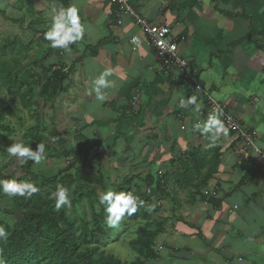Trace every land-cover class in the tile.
<instances>
[{
  "label": "crops",
  "instance_id": "1",
  "mask_svg": "<svg viewBox=\"0 0 264 264\" xmlns=\"http://www.w3.org/2000/svg\"><path fill=\"white\" fill-rule=\"evenodd\" d=\"M116 1L0 0V25L41 30L47 60L68 75L48 109L57 111L54 132L82 161L79 168L99 158L104 171L122 179V173L131 175V184L140 181L146 190L156 188L150 180L165 179L158 204L171 206L161 218L168 222L161 232L166 239L162 246L156 241L157 256L145 264H264V156L240 153L244 145L229 131L213 144L212 133L195 128L209 117L205 97L194 94L177 70H159L138 26L127 16L118 25L109 15ZM129 1L150 24L171 29L207 92L255 133L264 154V0ZM73 4L82 37L67 50L54 48L45 33L53 15ZM134 38L143 44L135 45ZM106 70L115 87L102 89L107 98L101 102L92 89ZM192 96L199 111L195 104L180 106ZM213 149L219 150L215 166ZM194 153L206 155V167L187 186L182 164Z\"/></svg>",
  "mask_w": 264,
  "mask_h": 264
},
{
  "label": "rangeland",
  "instance_id": "2",
  "mask_svg": "<svg viewBox=\"0 0 264 264\" xmlns=\"http://www.w3.org/2000/svg\"><path fill=\"white\" fill-rule=\"evenodd\" d=\"M10 15L12 17H17L14 11H11ZM6 24L7 26L0 25V62L4 61L13 64L15 60L19 61V69L14 73V78H20L22 85L18 90V94L14 95L10 92L12 88L11 85H5L6 81L4 79L0 80V89L2 90L0 94V107L3 109L7 106L11 107L10 101H13L15 103L14 110L18 112L16 115L19 116L18 118L13 112H9L1 121L4 128L0 130V133L6 140H0V175L8 177V180H16L17 182H35L37 186L43 189L47 202L54 207L56 215L63 221L64 225L71 232L74 242L78 245V250L75 254L66 250V263L63 264H87L79 255L90 253L96 246L94 244H89V241L85 240L83 236V224L87 222L91 228H93L91 218L92 211L95 210L96 213H101L102 208H106V206H103L97 198H89L86 194L93 192L101 199L102 195L107 191L111 190L117 192V189L121 186V191H130L140 197V194L147 192V190L144 188L142 189L143 186L140 181L138 184H133L139 187L138 189H136L135 186L132 187L131 183L127 184L132 177L131 175L128 176L122 173L123 175L121 176L124 177L122 179V177H116V174L108 169L104 171L103 166L100 165L101 160L99 158H91L89 160L90 166L87 168L84 167V169L78 167L82 161H78V165L72 166L75 164H72L69 158H75L77 155H65L64 152H68V146H66L67 142L62 139L58 141L59 138L53 134L54 130L60 124H56L58 118L57 111L48 109L52 107V102L49 101L51 99L46 98V100L43 101L40 97L42 86L34 84L33 79L29 77L25 79L19 75L20 72L23 71L37 72V66L41 63H45V66H51V62L45 60L47 46L42 42V35L39 33L42 31H38V28L35 29V27L34 32L27 29L23 30L18 25L8 21H6ZM31 36L37 37L38 39L33 38L32 41H34V43L29 47L28 42L31 40ZM2 48L6 49L4 54L1 52ZM56 68H58V66H56ZM49 79L50 76L46 73L41 79L36 78V80L41 83H46ZM28 89H32V91H30L31 93H29L26 100L32 99L38 104L33 103L29 106L23 105L22 94ZM59 96L60 94L58 97ZM57 99L58 98H56V100ZM54 123L57 125L56 127L52 126ZM36 126H40L41 129L37 130V132H33ZM60 129H63V127ZM21 142L32 147L34 150L38 143H43L45 145V152L39 163L25 158L26 162L20 164L17 157L9 154L7 151L8 148L13 144ZM81 157L84 158L83 155H81ZM99 166L102 167L99 169L95 168ZM100 173L103 174L102 185L95 182V180H100V177H98ZM65 178L66 181L63 182ZM72 179L74 180L73 182ZM67 181H70V183L68 184ZM57 185H64L71 189V195L69 197L71 201L70 208L64 205L59 210L56 209L55 199L51 197L52 193L56 191ZM75 188H80L83 194V197L76 198L77 201H73V193L80 194V192H77ZM168 191L172 197L171 189H168ZM141 200L143 199L140 198V201ZM160 206L161 205H157L154 202H150L148 205L139 203L136 215H128L126 213L116 226L111 227L114 230L112 237L95 256L96 258L102 259L100 263L103 264L104 258L108 256L114 257V260H118L121 264L130 263L141 258L138 256V248H133L132 242L146 241L147 237L141 230L157 229L154 223L161 222L162 227L167 225L168 222L162 221L161 218L168 216V214L165 213H168L171 206H163L161 208ZM28 211L26 207L17 204V196L9 197L0 192V226H3L7 233L6 238H0V244L4 240H7L15 229L20 228L21 222L27 219ZM105 227L110 228L108 224ZM161 234L156 239V241H158V246H162L164 244L162 242L166 239L165 236ZM31 237L37 245L36 250L38 251L39 258L42 260V264H54V260L50 257V253L53 252L54 246L45 243L43 238L36 232H34ZM45 251H48V255H44ZM90 264H96V260H93Z\"/></svg>",
  "mask_w": 264,
  "mask_h": 264
},
{
  "label": "trees",
  "instance_id": "3",
  "mask_svg": "<svg viewBox=\"0 0 264 264\" xmlns=\"http://www.w3.org/2000/svg\"><path fill=\"white\" fill-rule=\"evenodd\" d=\"M2 54L6 52L5 48L1 49ZM50 51L46 50L45 53V60L49 59ZM49 54V55H48ZM57 64L53 63L51 66H45V63H41L39 66H37V72L32 71H23L20 72V76L22 78L27 79L28 77L33 79V83L37 84V86H42V89L40 91V97L43 101L47 99H51V105L54 106V103L56 102V98H59L58 95H61V92L63 90V83L65 80H67L68 75L63 73V68H58L55 70ZM19 69V61L15 60L13 64H9L8 62L1 61L0 62V80L4 79L6 81L5 85H11L10 92L11 94H18V90L21 87V81L20 78H14V73L18 71ZM47 74L50 76V79L46 83H41L40 81L36 80V78L41 79L44 74ZM35 90V89H34ZM32 89L26 90L22 94V103L24 106H29L33 103L38 104L37 102L33 101L32 99L26 100L29 93H31ZM2 93V90L0 89V94ZM48 102V101H47ZM46 102V103H47ZM11 107L1 108L0 107V130L4 128L3 123L1 122L4 117L9 113L13 112L15 115L18 114V112H15L14 105L15 103L13 101H10ZM18 118L19 116L16 115ZM8 126V125H7ZM8 129V128H6ZM40 126H36L33 132H37V130H40ZM54 135L58 136V141L61 140V136L57 135L56 132H53ZM0 140L5 141L6 138L0 133ZM214 155L212 157L214 161V166L219 160V150L213 149ZM65 155H70L69 152H64ZM192 158V159H190ZM190 158H187V160L182 164L183 172L187 174L188 176H183V179L185 181V184L187 186H191L194 184L198 178V176L201 175V171L205 169L206 167V155L200 156L199 153H194L193 156ZM79 159L77 158L75 160V165H72L73 167L78 165ZM209 178L212 177V175H208ZM100 177V180H95L97 184L102 185L103 180V174L100 173L98 175ZM11 178V177H10ZM1 180H8V177H4L3 175H0ZM69 180V178L67 177ZM71 179V178H70ZM133 177L130 178L127 184L132 183ZM66 181L63 180V182ZM74 180L72 179V182ZM164 181V182H163ZM68 184L70 181H67ZM152 182V183H151ZM156 183V188H154L152 191V195H148L145 193L140 194V198L143 203V205H148L150 202H154L158 205L160 199H163V194L165 193L163 190V186H165L166 181L165 179L158 180L157 182H153L150 180V187ZM37 186V185H36ZM78 186V185H77ZM135 185L132 184V187ZM39 188V191L35 194H33L31 197H21L17 196V204L19 206L26 207L29 211L27 214V219L23 220L20 224V228H17L14 230L12 235L8 237L7 240H4L0 244V264H42V260L38 256V251L36 250V244L35 241L32 239L31 235H33L34 232L39 234L45 241V243H49L54 246V250L52 253H50V257L54 260V264H63L66 263L65 256H66V250H69L72 254L77 253L78 245L74 242L71 232L67 229V227L64 225L63 221L60 219L58 215H56L54 207L47 202L43 189L40 186H37ZM79 187V186H78ZM138 189L139 187H136ZM134 188V189H135ZM78 193H73L74 199L73 201H77L76 198L83 197V194L81 193L80 188H75ZM121 186H119V189H117V192L121 191ZM133 189V188H131ZM89 198H97L99 201L98 195H95V193H87L86 194ZM147 195V196H146ZM92 200V199H91ZM206 201V200H205ZM139 204V203H138ZM137 204V206H138ZM103 206H106V204H102ZM105 207L102 208L101 213H96L95 210L92 211V223L93 228L85 222L83 224L84 230H83V236L85 240L89 241V244H94L96 247L92 249L90 253L80 254L79 256L85 260L87 264L92 263L93 260H96V264H101L100 261L102 259L96 258V254L102 247L106 245L108 240L112 237L114 230L110 228H106V211ZM134 213L133 215H136ZM147 212V211H146ZM148 213V212H147ZM164 223V222H163ZM157 226V229L155 230H141L142 233H144L147 237L146 241H136L132 242L133 248L137 249L138 256L141 258H138L130 263H123V264H145L149 260H153L156 258V252L154 251V247L156 246V239L159 237L161 232L163 231V227L161 222L154 223ZM140 246V247H136ZM44 255H48V251L44 252ZM103 264H121L118 260H114V257L108 256L104 258Z\"/></svg>",
  "mask_w": 264,
  "mask_h": 264
},
{
  "label": "clouds",
  "instance_id": "4",
  "mask_svg": "<svg viewBox=\"0 0 264 264\" xmlns=\"http://www.w3.org/2000/svg\"><path fill=\"white\" fill-rule=\"evenodd\" d=\"M53 22L49 31L45 33V39L52 42V47L68 49L69 45L75 43L82 37L84 27L81 25L80 17L77 7L73 4L67 9H62L58 15H53ZM110 70L102 72L98 78L94 80L93 91L96 93V99L103 102L107 98V93L102 89H109L115 87V81L107 79L111 75ZM197 98L192 96L185 102L183 99L180 101L181 107H186L188 104H195L196 111H199L200 105L196 103ZM220 113L210 114L203 127L201 124H196L195 128L203 133H212V142L215 144L220 137V134L226 137L228 129L224 126L223 122L219 119ZM11 156L17 157L20 164H24L25 158L31 159L36 163H39L45 152V145L38 143L35 150L25 145L23 142L13 144L7 150ZM72 157L69 158V160ZM75 161V158H72ZM80 161V159H79ZM74 164L75 162H71ZM39 188L35 182L16 180H0V192L9 197L27 196L31 197L37 193ZM71 195V189L64 185H57L56 191L52 193V197L55 199V207L59 210L62 206L67 205L71 207V201L69 199ZM100 202L106 204V223L110 227H114L127 213L132 215L137 211V204L143 203L140 201L138 195L132 192H114L107 191L102 195ZM7 233L3 226H0V238H6Z\"/></svg>",
  "mask_w": 264,
  "mask_h": 264
},
{
  "label": "built area",
  "instance_id": "5",
  "mask_svg": "<svg viewBox=\"0 0 264 264\" xmlns=\"http://www.w3.org/2000/svg\"><path fill=\"white\" fill-rule=\"evenodd\" d=\"M117 10L110 13V16H116L118 25H122L123 17H129L147 37L159 60V70L163 73L165 70H177L187 82L194 94L205 97L206 114L220 113L219 119L229 132L237 136L244 147L240 151L242 154L255 153L258 156H264L262 151L256 146L255 133L247 129L242 122L237 119L227 107L216 97L209 94L199 79L198 72L194 66L188 63L181 55L179 44L169 27L150 24L149 20L142 16L130 3L129 0H117ZM135 45L141 46L140 39L134 38ZM134 105L139 103L135 99ZM239 153V154H240ZM73 162V159H70ZM146 194L152 195V191L147 189Z\"/></svg>",
  "mask_w": 264,
  "mask_h": 264
}]
</instances>
